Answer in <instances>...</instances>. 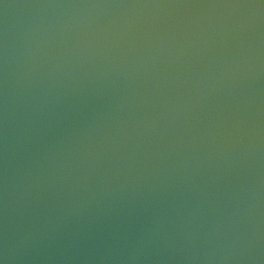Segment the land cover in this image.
<instances>
[{
	"label": "water",
	"instance_id": "obj_1",
	"mask_svg": "<svg viewBox=\"0 0 264 264\" xmlns=\"http://www.w3.org/2000/svg\"><path fill=\"white\" fill-rule=\"evenodd\" d=\"M0 264H264V0H0Z\"/></svg>",
	"mask_w": 264,
	"mask_h": 264
}]
</instances>
